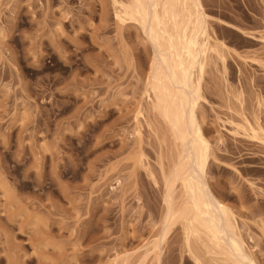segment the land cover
Listing matches in <instances>:
<instances>
[{
  "label": "rangeland",
  "instance_id": "rangeland-1",
  "mask_svg": "<svg viewBox=\"0 0 264 264\" xmlns=\"http://www.w3.org/2000/svg\"><path fill=\"white\" fill-rule=\"evenodd\" d=\"M201 2L214 46L196 109L207 184L264 264V0ZM117 9L0 0V264H198L181 221L146 251L178 146L146 95L153 46ZM202 242L204 264H233Z\"/></svg>",
  "mask_w": 264,
  "mask_h": 264
},
{
  "label": "bare ground",
  "instance_id": "bare-ground-1",
  "mask_svg": "<svg viewBox=\"0 0 264 264\" xmlns=\"http://www.w3.org/2000/svg\"><path fill=\"white\" fill-rule=\"evenodd\" d=\"M114 4L118 6V22L138 23L153 46L146 95L168 124L178 146L171 173L163 174L166 214L161 236L150 243L152 247L146 249L147 254L149 250L158 251L172 225L181 221L187 245L198 264L204 263L194 253L192 238L203 241L207 248L211 245V249H219L233 264H257L247 252L229 209L207 184L211 145L205 138L196 109L202 97L208 55L214 46L208 31L209 15L201 0H114ZM223 45L220 48L224 49ZM222 49L214 51L223 57ZM140 107L138 121L145 117L144 108ZM177 186L180 187L178 195ZM114 264H127V259L121 263L116 260Z\"/></svg>",
  "mask_w": 264,
  "mask_h": 264
}]
</instances>
